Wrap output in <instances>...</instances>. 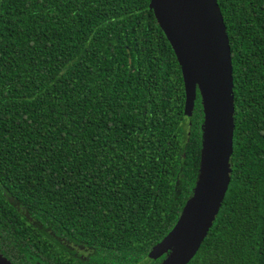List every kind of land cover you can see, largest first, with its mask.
<instances>
[{"label": "trees", "instance_id": "16d2710c", "mask_svg": "<svg viewBox=\"0 0 264 264\" xmlns=\"http://www.w3.org/2000/svg\"><path fill=\"white\" fill-rule=\"evenodd\" d=\"M150 0H0V253L159 264L197 181L199 93ZM231 48V179L188 264H264V0H217Z\"/></svg>", "mask_w": 264, "mask_h": 264}, {"label": "water", "instance_id": "95a60500", "mask_svg": "<svg viewBox=\"0 0 264 264\" xmlns=\"http://www.w3.org/2000/svg\"><path fill=\"white\" fill-rule=\"evenodd\" d=\"M149 9L181 68L184 115L197 92L203 122L200 164L191 197L171 231L149 252L159 264H188L213 226L231 179L234 92L231 48L217 0H150ZM0 264H12L0 253Z\"/></svg>", "mask_w": 264, "mask_h": 264}]
</instances>
